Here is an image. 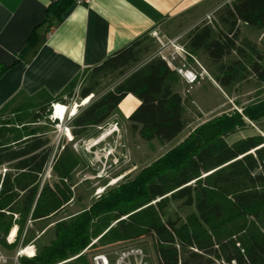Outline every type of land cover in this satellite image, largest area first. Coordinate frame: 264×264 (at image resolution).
<instances>
[{
  "label": "trees",
  "instance_id": "obj_1",
  "mask_svg": "<svg viewBox=\"0 0 264 264\" xmlns=\"http://www.w3.org/2000/svg\"><path fill=\"white\" fill-rule=\"evenodd\" d=\"M72 3L53 0L47 19L60 22ZM239 23L264 30V0L223 4L184 42L186 52L206 57L211 77L229 87V93L253 77L264 82V52L248 38H240ZM146 37L85 68L56 95L44 88L32 94L19 90L0 107L1 245L13 225L18 226L19 237L28 220L47 219L72 199L70 178L78 161L66 145L53 153L41 124L47 122L53 104L67 105L80 78L86 80L78 91L81 99L108 76L121 79L75 116L69 138L102 124L128 94L139 104L127 120L143 140L168 142L186 127L180 75L160 55L145 60L151 52ZM3 71L0 68V75ZM262 117L264 99H259L241 111L222 112L199 123L87 208L56 221L50 241L35 254L32 249L21 251L20 264H91L90 258L104 246L146 237L158 264H264V136L227 140L245 128L247 119L257 122ZM49 162L56 180L42 184ZM171 202L194 211L184 219L165 216Z\"/></svg>",
  "mask_w": 264,
  "mask_h": 264
},
{
  "label": "crops",
  "instance_id": "obj_2",
  "mask_svg": "<svg viewBox=\"0 0 264 264\" xmlns=\"http://www.w3.org/2000/svg\"><path fill=\"white\" fill-rule=\"evenodd\" d=\"M52 1L0 0V68L4 70L0 75V107L19 90L32 94L44 88L56 95L85 68L153 31L170 41L181 39L219 7L215 0H89L80 5L73 0L57 22L47 19V6ZM182 52H170L162 45L151 57L160 55L171 68L190 76L201 75L200 69L206 71L197 54ZM177 58L179 65L174 63ZM180 81L186 84L183 78ZM138 104L139 100L128 94L118 106L128 117ZM44 221L28 220L19 237L18 226L13 225L4 251L11 250L12 257L27 249L35 254L38 241L49 230L36 226ZM20 257L14 260L17 264Z\"/></svg>",
  "mask_w": 264,
  "mask_h": 264
},
{
  "label": "rangeland",
  "instance_id": "obj_3",
  "mask_svg": "<svg viewBox=\"0 0 264 264\" xmlns=\"http://www.w3.org/2000/svg\"><path fill=\"white\" fill-rule=\"evenodd\" d=\"M230 1L215 0L219 7L207 14L200 24L211 21L215 12L223 4ZM239 36L240 38H248L257 45L259 51L264 52V30L239 23ZM185 37L170 41L171 39H166L159 31H153L144 40L151 47V52L145 57V60L156 54L162 45L167 46L170 52L175 51L183 54ZM196 56L201 68L203 67L207 72L200 69L201 75H194L196 79L193 82H189L187 73L182 69L181 71L177 69L180 79L183 78L184 83H186L182 85L181 83L183 82L179 81V88H181L185 99L184 115L187 123L186 127L168 142H161L158 139L145 141L140 138L137 132L131 130L130 122L127 120L121 106H118L102 124L88 127L79 136L74 137L72 135L70 138L67 136V133L71 132L72 121L75 116L97 97L112 89L120 81L121 78L118 77L108 76L103 79L95 92L84 99L79 97L78 91L86 80L80 78L73 95L67 98L65 113L63 114L65 108L62 107V104H60L63 108V110L61 109L62 112L60 111L62 115L58 119L54 117V112L51 111L47 122H42L41 124L44 126V135L49 139V144L53 146V153L59 152L65 145L68 146L76 157L78 165L72 171L70 178L71 201L58 213L45 219L42 224H36V226L39 225L49 229L42 240L38 241L36 251L53 237V224L56 221L87 208L107 189L125 177L133 176L142 167L177 144L199 123L222 112H228L233 109L241 111V107L256 100L264 99V82H259L253 77L234 85L229 93V87L220 86L218 83L213 82V78L208 71L206 57L200 53ZM174 63L176 65L180 64L178 58ZM246 121L247 125L244 129L227 137L228 142H233L240 137L252 134L264 136V117L257 122H252L248 119ZM50 166L51 163L49 162L41 177L42 184L44 182L51 184L56 180ZM0 171H3V169L0 168ZM112 180H115V182ZM192 211H194V207L181 206L178 202H171L165 216L184 219ZM5 243V245L0 244L2 249L8 248L6 239ZM135 247L140 248L143 252L147 264H158L149 237L140 239L138 242L109 244L102 247L101 252L98 253H107L110 258H113L115 253L118 254L123 250ZM3 253L8 257L7 262L4 264H17L14 261L15 257H12L11 250ZM21 255L18 254L17 259ZM91 258L90 262L93 264Z\"/></svg>",
  "mask_w": 264,
  "mask_h": 264
},
{
  "label": "built area",
  "instance_id": "obj_4",
  "mask_svg": "<svg viewBox=\"0 0 264 264\" xmlns=\"http://www.w3.org/2000/svg\"><path fill=\"white\" fill-rule=\"evenodd\" d=\"M75 4H87L89 0H75ZM184 51V49H183ZM186 52V51H185ZM189 78V82H193L196 77L190 76V74L187 75ZM55 105H52V112H55ZM97 239L92 240L90 245L94 242H96ZM89 245V246H90ZM107 253H96L92 256V262L93 264H147V261L145 259V255L140 250V248H129L126 250L121 251L120 253H115V257L110 258ZM18 254L15 256L14 260H17ZM8 260V257L3 253L2 248L0 246V264L6 263Z\"/></svg>",
  "mask_w": 264,
  "mask_h": 264
},
{
  "label": "bare ground",
  "instance_id": "obj_5",
  "mask_svg": "<svg viewBox=\"0 0 264 264\" xmlns=\"http://www.w3.org/2000/svg\"><path fill=\"white\" fill-rule=\"evenodd\" d=\"M57 106V107H56ZM58 107H59V109H58ZM62 107L63 108H65L64 109V112H63V114L65 113V111H66V106L64 105V104H62ZM61 107V105L60 104H56L55 105V112H54V117H56L57 119L59 118V117H61V115H62V111H61V109L63 110V108ZM58 111H61V112H59V115L56 113V112H58ZM113 182H115V180H112ZM101 190V189H100ZM103 190V189H102Z\"/></svg>",
  "mask_w": 264,
  "mask_h": 264
}]
</instances>
